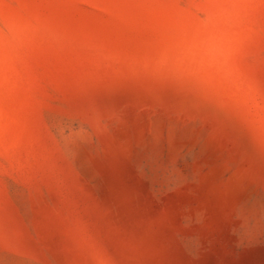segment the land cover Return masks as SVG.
I'll return each instance as SVG.
<instances>
[{
	"label": "rangeland",
	"instance_id": "obj_1",
	"mask_svg": "<svg viewBox=\"0 0 264 264\" xmlns=\"http://www.w3.org/2000/svg\"><path fill=\"white\" fill-rule=\"evenodd\" d=\"M0 264H264V0H0Z\"/></svg>",
	"mask_w": 264,
	"mask_h": 264
}]
</instances>
